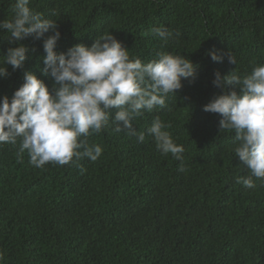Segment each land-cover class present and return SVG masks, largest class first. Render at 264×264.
I'll return each instance as SVG.
<instances>
[{
    "label": "trees",
    "instance_id": "obj_1",
    "mask_svg": "<svg viewBox=\"0 0 264 264\" xmlns=\"http://www.w3.org/2000/svg\"><path fill=\"white\" fill-rule=\"evenodd\" d=\"M14 2L0 0V20L11 18ZM29 7L56 21L57 53L111 32L130 57L147 62L169 52L196 69L164 108L132 125L146 131L159 116L184 148L180 160L147 134L140 143L111 127L89 137L103 149L96 161L36 168L19 139L0 145V264H264V182H236L249 172L232 151L234 134L203 110L222 91L215 72L243 75L264 64V0H31ZM157 27L171 33L167 41L153 35ZM52 34L20 41L26 60L15 70L4 65L0 97L11 98L26 71L52 89L40 73ZM9 39L0 31V56L16 46Z\"/></svg>",
    "mask_w": 264,
    "mask_h": 264
},
{
    "label": "clouds",
    "instance_id": "obj_2",
    "mask_svg": "<svg viewBox=\"0 0 264 264\" xmlns=\"http://www.w3.org/2000/svg\"><path fill=\"white\" fill-rule=\"evenodd\" d=\"M30 3L15 0L11 18L0 20V31L10 34L8 43L16 45L0 56V78L8 75L4 65L13 70L23 66L29 50L20 41L30 35L41 39L52 32L43 40L40 73L50 77L53 86L50 90L26 71L24 83L12 97H0V145H16L19 139V151H27L29 163L36 168L49 163L63 166L82 157L96 161L103 149L89 143V137L111 127L140 143L147 134L162 154L180 160L184 148L173 140L166 130L169 125L159 116L146 131H136L132 125L145 112L164 108L169 94L182 87V79L194 77L196 66L183 55L163 51L147 62L130 57L129 49L111 32L94 39L91 46L76 44L66 53H57L61 34L56 21L30 8ZM152 31L164 41L171 35L165 27ZM208 55L213 61L223 59L217 51ZM228 60L236 65L232 54ZM214 77L213 85L222 91L203 110L219 114L220 131L234 134L232 151L249 172L236 182L253 188L254 179L264 182V64L243 75L233 69L223 76L215 72Z\"/></svg>",
    "mask_w": 264,
    "mask_h": 264
}]
</instances>
